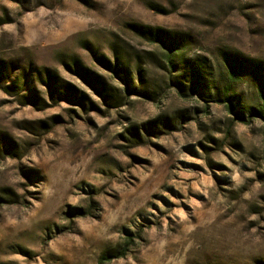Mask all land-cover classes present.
Masks as SVG:
<instances>
[{
	"label": "rangeland",
	"instance_id": "rangeland-1",
	"mask_svg": "<svg viewBox=\"0 0 264 264\" xmlns=\"http://www.w3.org/2000/svg\"><path fill=\"white\" fill-rule=\"evenodd\" d=\"M252 60L264 0H0V264H264Z\"/></svg>",
	"mask_w": 264,
	"mask_h": 264
},
{
	"label": "trees",
	"instance_id": "trees-1",
	"mask_svg": "<svg viewBox=\"0 0 264 264\" xmlns=\"http://www.w3.org/2000/svg\"><path fill=\"white\" fill-rule=\"evenodd\" d=\"M146 29L149 31L147 34L149 35L150 39L154 42H158L161 44V48L164 51V62L165 65L170 68V71L176 72V62L178 57L181 56V51H183V45L180 44V42L176 39H173L170 35L166 34V32L160 29L152 28V27H146ZM238 59V58H237ZM234 63H229L225 69L223 77H225V80L227 82L226 86L222 90V96L224 97V102L226 103V106L228 110L240 117V121H245L244 115L241 111L235 112L238 109L241 108L244 98L238 94V92L235 90V86L245 78L247 71L244 68V65H242L244 62L240 59H238ZM242 61V62H241ZM255 65L258 66V70L264 69V62H260L258 60H252ZM112 69V67H110ZM115 73L118 74V72H124V68L116 67ZM80 75L83 77L84 81L97 93L105 94L106 91L102 90V92L99 90L100 88L97 87L96 80L94 77H92L89 74H85V72H80ZM49 80L53 81L54 78L52 77L51 73L48 72ZM3 73L1 71V65H0V81H3ZM123 77V76H122ZM17 87V84L15 82L11 83L10 86H5V88H15ZM257 106L251 107L250 109V117L257 118V119H263L264 120V81L261 82V86L257 92L256 96ZM244 105V104H243Z\"/></svg>",
	"mask_w": 264,
	"mask_h": 264
}]
</instances>
